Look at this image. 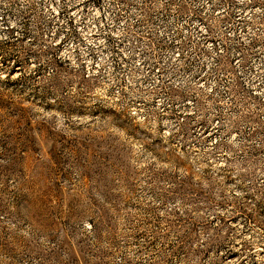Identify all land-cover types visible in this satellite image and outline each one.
<instances>
[{"label": "rangeland", "instance_id": "374dc122", "mask_svg": "<svg viewBox=\"0 0 264 264\" xmlns=\"http://www.w3.org/2000/svg\"><path fill=\"white\" fill-rule=\"evenodd\" d=\"M0 264H264V0H0Z\"/></svg>", "mask_w": 264, "mask_h": 264}]
</instances>
